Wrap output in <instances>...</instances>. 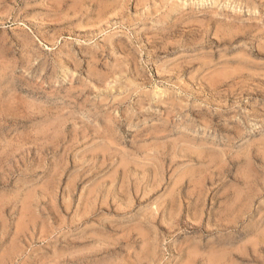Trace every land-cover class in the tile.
Segmentation results:
<instances>
[{
    "label": "rangeland",
    "instance_id": "374dc122",
    "mask_svg": "<svg viewBox=\"0 0 264 264\" xmlns=\"http://www.w3.org/2000/svg\"><path fill=\"white\" fill-rule=\"evenodd\" d=\"M0 264H264V0H0Z\"/></svg>",
    "mask_w": 264,
    "mask_h": 264
}]
</instances>
